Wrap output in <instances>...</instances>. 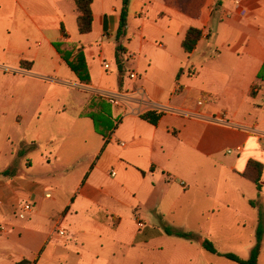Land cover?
Masks as SVG:
<instances>
[{
  "label": "crops",
  "instance_id": "0c3cea01",
  "mask_svg": "<svg viewBox=\"0 0 264 264\" xmlns=\"http://www.w3.org/2000/svg\"><path fill=\"white\" fill-rule=\"evenodd\" d=\"M124 5L94 0L83 35L73 0H0V264L251 256L264 222V0H129L119 38ZM190 29L203 37L187 54ZM57 43L84 55L88 85ZM99 92L131 99L115 107Z\"/></svg>",
  "mask_w": 264,
  "mask_h": 264
},
{
  "label": "trees",
  "instance_id": "16d2710c",
  "mask_svg": "<svg viewBox=\"0 0 264 264\" xmlns=\"http://www.w3.org/2000/svg\"><path fill=\"white\" fill-rule=\"evenodd\" d=\"M94 0H73L75 3L78 12L80 13L79 19H78V25H79V31L81 34L86 35L92 32L93 28V11H92V5ZM129 0H125L124 9L121 14V23L119 27V38L123 34L124 29L127 24V17H128V6ZM203 37V32L198 29H190L188 31V34L183 42V48L187 54H191L197 47L198 43ZM58 52L65 58V61L67 62L68 66L71 68L73 72L78 76L81 83L88 85L90 83V73L87 67L86 59L84 55L80 54L78 55L73 61L69 60V55L71 54L70 50H67L65 45L62 43L55 44ZM121 50V49H118ZM145 119H147L150 122H153L154 124L157 123L158 119L153 118L154 114H146L143 116ZM95 123L97 125V129L99 133H101L105 138L108 136L109 131L111 130V127L105 131L102 129L103 125L105 123L102 120H98V118H94ZM251 168H253L256 171V175L252 176L251 173H247L244 175L245 178L252 181L258 189L261 188V178H262V168L258 164H251ZM5 176L12 175L10 171L4 173ZM170 235L177 236L179 238L187 239V240H194L196 237L192 234H187L181 231H171L169 232ZM263 234H264V222L261 220L259 227L257 229V243L255 247L252 250L251 256L248 260H242L238 256L234 254H226L224 255L226 258H228L231 261H234L238 264H259V256L262 251V240H263ZM203 246L206 250L212 253H217L214 245L209 241H204Z\"/></svg>",
  "mask_w": 264,
  "mask_h": 264
},
{
  "label": "built area",
  "instance_id": "2783aa9c",
  "mask_svg": "<svg viewBox=\"0 0 264 264\" xmlns=\"http://www.w3.org/2000/svg\"><path fill=\"white\" fill-rule=\"evenodd\" d=\"M237 4L239 5V2H237ZM105 67L107 69H109L110 66L109 65H105ZM130 79L133 80V81H137L138 80L137 73L131 72L130 73ZM98 95L101 96L102 98H104L110 105L115 106V107H121L124 104L128 103L130 101V99H131V98L128 97L127 93H109V92H102L101 93V92H99ZM139 95L141 97H144L145 93L143 91H140ZM122 145L124 146L125 144L122 143ZM24 211L25 212L33 211V206L32 205H26L24 207ZM20 217L24 218V215L21 214ZM59 234L60 235H64L65 234L64 230H60Z\"/></svg>",
  "mask_w": 264,
  "mask_h": 264
},
{
  "label": "rangeland",
  "instance_id": "374dc122",
  "mask_svg": "<svg viewBox=\"0 0 264 264\" xmlns=\"http://www.w3.org/2000/svg\"><path fill=\"white\" fill-rule=\"evenodd\" d=\"M11 134H13V138H14V142H15V147H19L18 146V144H20V141H21V137H22V135H21V133L20 132H13V133H11ZM24 141V140H23ZM22 141V142H23ZM5 143V142H4ZM20 151L22 152V151H24V148L22 147L21 149H20ZM21 155H22V153H21ZM20 158H15V165H13V167H12V169L11 170H13L14 168H17L18 167V165H16L17 164V162L16 161H18ZM4 160L5 161H7V162H10L9 164H11V161H12V158H11V156L9 155V153L6 151V149H5V155H4ZM20 168H22V167H20ZM11 170H9L11 173H12V171ZM23 172V171H22ZM217 249V248H216ZM234 255H235V253H234Z\"/></svg>",
  "mask_w": 264,
  "mask_h": 264
}]
</instances>
